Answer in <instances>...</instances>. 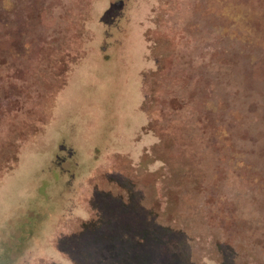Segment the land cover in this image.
Wrapping results in <instances>:
<instances>
[{
  "label": "rangeland",
  "instance_id": "rangeland-1",
  "mask_svg": "<svg viewBox=\"0 0 264 264\" xmlns=\"http://www.w3.org/2000/svg\"><path fill=\"white\" fill-rule=\"evenodd\" d=\"M0 264H264V0H0Z\"/></svg>",
  "mask_w": 264,
  "mask_h": 264
}]
</instances>
